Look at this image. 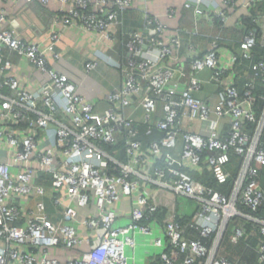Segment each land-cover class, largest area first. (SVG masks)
Wrapping results in <instances>:
<instances>
[{
	"label": "built area",
	"instance_id": "obj_1",
	"mask_svg": "<svg viewBox=\"0 0 264 264\" xmlns=\"http://www.w3.org/2000/svg\"><path fill=\"white\" fill-rule=\"evenodd\" d=\"M135 1L73 0L59 20L112 40L110 28ZM261 1L226 0L227 9L244 10L233 26L241 29L244 14ZM144 15L146 29L125 35L129 56L121 65L124 82L106 94L109 108L100 113L68 75L51 66V58H61L56 49L60 36L53 35L43 48L6 27V15L0 12V88L12 92L0 102V264H139V247L152 252L154 264H238L223 253L224 241L239 244L252 236L259 239L258 262L264 264V104L256 111L258 100L264 102V92L257 88L259 80L264 86V60L250 68L243 64L264 43V15L253 17L255 27L229 50L227 65L221 50L229 41L205 38L204 52L195 40L201 34L194 29L187 33L190 62L175 67L166 61L182 46V36L168 37V25L148 11ZM209 15L219 19L220 32L232 19L224 9ZM9 50L48 75L39 92L20 90L17 79L5 77L11 68ZM96 67L86 64L88 71ZM227 78L231 83L226 84ZM208 84L217 88L198 95ZM133 98L144 110L146 133H161L148 146L140 124L126 113ZM247 124L254 126L252 132ZM45 132L46 141L40 136ZM119 144L125 147L124 159L105 147ZM233 154L240 164L230 193L190 172L208 168L219 184H227ZM162 190L193 200L194 211L175 209L172 219L164 220ZM126 197L132 208L127 221L120 222L114 205ZM93 203L96 215H81L80 209ZM49 204L55 214L61 210L56 221Z\"/></svg>",
	"mask_w": 264,
	"mask_h": 264
},
{
	"label": "crops",
	"instance_id": "obj_2",
	"mask_svg": "<svg viewBox=\"0 0 264 264\" xmlns=\"http://www.w3.org/2000/svg\"><path fill=\"white\" fill-rule=\"evenodd\" d=\"M188 3L192 4L195 9L202 10L203 13H198L194 8H187ZM73 6V0H48L47 4H43L41 0L32 2L28 0H0V12H4L7 18L4 25L16 29L17 33L25 40L36 42L44 48L51 43L53 35L60 36L56 49L61 54V58L57 61H53L51 58V66L68 75L71 81L77 85L79 93L87 100L94 102L96 110L100 113L109 108V103L105 100L106 94L111 90L120 88L124 82L121 65L127 61L129 56L125 35L127 32L144 31L146 29L144 15L146 11L157 16L168 25V37L177 34L182 36V46L173 58L166 61L168 66L173 67L178 63L189 64L190 62L189 45L191 43L187 35L189 31L194 29L199 31L201 37H195V40H198L204 52L206 51V44L203 39L214 38L221 34L220 30L217 29V19L209 15L210 11L227 10L230 19L232 18L228 28L233 26L234 18L244 12L241 7L227 9L226 0H136L132 7L122 12L120 23L110 28V33L113 35L111 40L98 31L81 27L79 23L64 26L59 18L67 14ZM171 9L175 11L172 16L169 15ZM179 29L180 31H178ZM227 40L231 43L230 38H227ZM229 50L225 45L221 50V61L226 65L229 62ZM7 54L11 61V68L7 70L5 77L17 79L20 90L32 93L39 92L44 83L49 81L48 75L38 69L29 59L10 50L7 51ZM90 62L96 63L97 67L88 71L86 64ZM229 83H231V79L227 78L226 84ZM216 88V85L208 84L205 91L198 95L202 97ZM11 93L8 88H0V102L3 100V95ZM126 113L132 115L136 122L140 124L142 139L145 145L148 146L150 141L147 142V140L151 134L146 133V127L143 125L145 120L144 110L137 98L132 99V104L127 107ZM161 113L162 109L159 106V117ZM153 134L154 139L161 136L158 131ZM40 136L45 141L49 138L46 132ZM6 150L13 153V150L8 147H6ZM141 171L145 174L148 173L147 166H144ZM143 183L144 185L148 184L144 180ZM151 191L153 192L154 189H151ZM22 200L23 203H26L25 198ZM170 202L163 203L164 217H172L175 209L178 211L182 209V211L188 213H192L195 209L194 201L185 196L178 198L173 196ZM49 206L50 214L54 215L55 208L51 204ZM131 208L132 200L128 197L123 198L114 205V209L120 217V222L127 221L125 219L126 214L130 212ZM97 210L96 204L93 203L90 208H81L80 213L81 215H96ZM60 212L61 210L52 217V220L56 221ZM85 235H88V233ZM140 242L142 243L143 239H140ZM136 251L139 264L155 263V256L152 255L149 249L139 247ZM69 254L77 255L78 253L69 251Z\"/></svg>",
	"mask_w": 264,
	"mask_h": 264
},
{
	"label": "trees",
	"instance_id": "obj_3",
	"mask_svg": "<svg viewBox=\"0 0 264 264\" xmlns=\"http://www.w3.org/2000/svg\"><path fill=\"white\" fill-rule=\"evenodd\" d=\"M256 14H263L264 15V0L259 2L258 5L253 8H251V10H249V12L247 14H244L245 16L242 19V28L239 29L236 26H232L231 28L224 29L222 30L220 33V37H223V40H227V38L231 39V43L227 42V44H225V47H228L230 50H233L238 41L242 38L243 34L246 32L245 30H249L250 28L255 27V25L252 23V19L253 17H255ZM216 25H217V29L220 28V21L219 19L216 20ZM225 43V42H224ZM260 60H264V43L263 44H259L256 47V53L254 55V58L252 60H245L243 61L244 67L245 68H250V65L253 63H256ZM239 85V89L241 92L244 91V81L241 80L238 83ZM257 88L259 92H264V86L261 83V80L258 81L257 83ZM264 102L262 100H258V102L256 103V111L257 113H260L261 108L263 106ZM254 129V126L252 124H247V130L251 131ZM152 135V134H151ZM150 135V136H151ZM148 138V141H152L155 137L154 134L152 135V137ZM148 142V143H150ZM106 149L110 152H114L117 151V156L120 159H124L126 158V153H125V147L123 144H119L118 146H114V147H110V146H105ZM240 164V159L237 155L233 154L232 156V161H231V165L228 166V168L231 170V172L233 173L232 178L227 182V184H219L214 175L212 174V172L210 171V169L205 168V169H201V168H194L191 172V174L198 180H201L207 184H209L210 186L214 187L215 189L220 190L223 193H230L231 188L233 187L234 184V177L236 176V172L238 170V166ZM261 182H262V187L264 189V169L262 170L261 173ZM160 196L162 197V201L165 203H169L170 200L173 198V193L167 191V190H162L160 191ZM162 202V203H163ZM160 202V205L162 204ZM167 206V205H166ZM165 207V206H164ZM260 216H264V208L261 210L260 212ZM163 219L166 220H171L172 217H164ZM246 227L248 229L251 228L250 225H246ZM225 242H227L228 244L226 245V247L224 246V250L223 253L226 254L227 256H229V258L232 259H236L238 260V264H259L258 262V252L256 251V246L259 242L258 237L256 236H252L250 237V239H248L247 242H241L239 244H233L231 243L228 239H225ZM223 244V245H224ZM240 251V256L237 255L236 250Z\"/></svg>",
	"mask_w": 264,
	"mask_h": 264
},
{
	"label": "rangeland",
	"instance_id": "obj_4",
	"mask_svg": "<svg viewBox=\"0 0 264 264\" xmlns=\"http://www.w3.org/2000/svg\"><path fill=\"white\" fill-rule=\"evenodd\" d=\"M174 197H176V195H175V194H174ZM227 244H228V243H227V242H225L224 246L226 247V245H227ZM236 253H237V255H238V256H240V251H239L238 249L236 250Z\"/></svg>",
	"mask_w": 264,
	"mask_h": 264
}]
</instances>
